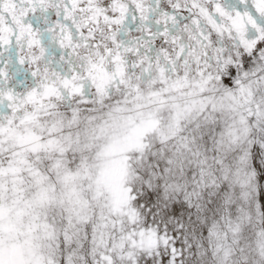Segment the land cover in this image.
<instances>
[{
	"label": "snow or ice",
	"instance_id": "snow-or-ice-1",
	"mask_svg": "<svg viewBox=\"0 0 264 264\" xmlns=\"http://www.w3.org/2000/svg\"><path fill=\"white\" fill-rule=\"evenodd\" d=\"M0 264H264V0H0Z\"/></svg>",
	"mask_w": 264,
	"mask_h": 264
}]
</instances>
